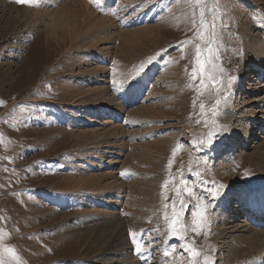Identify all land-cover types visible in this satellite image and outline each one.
<instances>
[{"label":"rangeland","instance_id":"rangeland-1","mask_svg":"<svg viewBox=\"0 0 264 264\" xmlns=\"http://www.w3.org/2000/svg\"><path fill=\"white\" fill-rule=\"evenodd\" d=\"M69 1L82 9L76 0H41L39 6L0 0V249L16 252L14 258L0 251L6 264H189V244L213 264H247L252 255L245 245L238 243V253L230 255V241L220 234L250 225L239 214L225 227L221 211L237 209L241 193L264 192V0H205L206 19L215 24L211 45L210 26L203 39L194 38L188 0H82L109 19L112 36L94 48L90 35L72 44L47 32ZM195 11L199 21V7ZM142 27L163 32L133 34L134 43L122 47L117 32ZM196 45L201 60H208V47L220 58L223 73L205 65L225 82L219 93L198 66L192 79ZM136 86L140 98L126 103ZM138 106L161 114L137 112L143 122L135 124ZM115 128L116 138L109 132ZM148 144L161 147L152 159L141 150ZM89 176L98 177L92 188L70 181ZM185 184L195 192L182 193L185 203L191 208L205 197L210 224L197 235L191 215L182 212L189 230L181 240L170 236L164 215L171 218L174 201L180 211L177 190ZM108 223L119 228L101 234L122 233L130 259L119 250H91V231Z\"/></svg>","mask_w":264,"mask_h":264},{"label":"bare ground","instance_id":"bare-ground-1","mask_svg":"<svg viewBox=\"0 0 264 264\" xmlns=\"http://www.w3.org/2000/svg\"><path fill=\"white\" fill-rule=\"evenodd\" d=\"M76 4L80 5L82 7V9H77V5L74 7L73 5H71V2L69 1V2L65 3L63 5V8L59 12H57L56 16H54L52 18L51 22L48 23V25H47V32L50 34V36L55 37V39L57 41H59V39L60 38H63V37L64 38H68V40L71 39V43H72L73 41H75L77 39H83V36H86V38H87L90 35V37H93V38L96 39L95 42H94V45L92 46V48L96 47V45L102 39H104L105 37L107 39H109V36H112L110 34V29H109V27H110L109 21H108L109 19H106V18H103V17L100 18L95 13H93L92 11L90 12V9L88 8V6L82 0H76ZM23 12L26 13L27 11L23 10ZM28 13H31V12L28 11ZM34 14L37 15L36 13H34ZM39 14H41V13L39 12ZM50 28H51V31H50ZM154 29H157V30H155L157 33H162L163 32V31H161V29L154 28V27H142V28H140L138 30L125 31V32H122V31L117 32L116 31V32H117V35L121 38L122 47H125V46H128L129 47L130 45H132L134 43L133 34L147 35L148 32H149V34H148V36H149L150 35V32L152 30H154ZM60 33H62L63 35L60 36L59 35ZM108 34H110V35H108ZM103 36H105V37H103ZM92 48H91V51H92ZM101 53H103V52H101ZM150 72H149V74H150ZM152 77H153V75H152ZM261 78L263 80V76H261ZM261 78H260V80H261ZM133 89H134V92L131 93L132 95L128 96L131 101H135V100L139 99L140 92L142 90V87L141 86H138V87L136 86ZM99 91L100 92H103L102 89H100ZM102 94H105V93H102ZM96 95H99V93L96 92L95 96ZM100 98H101V96H100ZM260 102L263 103V100L260 101ZM136 108H138L137 111L136 112L133 111V112H135V113L138 112L139 114L140 113H143V114L145 113V115H146V113H148L149 111H150L151 115H160L161 114L159 112L157 113L156 111H153V109H152L153 107H151V108L149 107V108H146L145 109V107H139L138 106ZM138 113L136 115L139 118L138 120L137 119L133 120L131 118V121L132 122L133 121L136 122L135 124H138V123L141 124V122H143L141 120L143 118H140V116H143V115H139ZM166 113H169V111H167ZM260 114H261V112H260ZM254 116H255V112H254V114L251 117L253 118ZM232 117L233 116H230L229 119L232 120L231 119ZM251 117H249L248 119H250ZM246 118H247V116H246ZM254 118H257V116L254 117ZM106 124H109V122L106 123ZM104 125H105V123H104ZM115 131H116V128L113 129V130H111V131H109V132H112V134H113V133H115ZM117 134H118V132H117ZM117 134L115 133V138L118 137ZM81 139H82V137H79V139H77V140L79 141ZM151 147L153 148V150L151 149L149 151L148 149H146V148H149L150 149ZM142 148H141V150L145 152L144 153L145 154L144 156H146L147 158H151V159H152L151 156L154 155L153 157H155L156 156L155 155L156 153L161 152L160 144H157L156 146H150V144H148V145H145L144 149H142ZM136 150L138 151L139 148L136 149ZM111 163L113 164V162H111ZM110 175L111 174H109V176ZM102 176L103 175H101V177ZM71 180L73 182H75L74 183L75 186L79 185V186H82L84 188L85 187H91L92 188V186L95 185L94 182L98 180V177H96V176L95 177L89 176L88 178L75 179V181H74V179H70V181ZM100 183H101V180H100ZM112 184L111 185L109 184V185L112 186ZM88 185H92V186H88ZM147 187H148V185L146 186V188ZM146 188H145V190H147ZM100 190H102V189H100ZM153 192L154 191L151 192V196H152ZM121 193H122V191H121ZM250 197H253L254 201L256 203H260V206L262 207V209H264V192H253V193L250 194ZM93 200L95 201V198L92 199V201ZM86 202H88V201H86ZM228 203L229 202H226V205H228ZM244 208L245 207L243 206L241 208H238L237 207V209H235V208L234 209H230L229 208L230 210H228V209H226V207H224L222 209V211H221V218L224 217V221L221 222V223L223 225H225V227L228 226L230 220L236 219L239 216V214L242 215L241 212L247 210V209H244ZM249 208L250 209H248L247 211H249L252 214V212H254L255 209L252 208L251 205L249 206ZM250 213L248 214L249 217H250ZM225 218H227V220ZM245 220H246V218H245ZM104 222H106V221H104ZM112 222H113V220H112ZM101 223H103V222H101ZM245 224L247 225V221H246ZM247 226L246 227H244V226L241 227L242 230H239V229L235 230V227L231 228V227L228 226V229H231V232L230 233H227L226 232L227 228H225V230L221 232V234H220L221 237L220 238L223 241H226V240H229L230 241V244L231 245L229 246V248L227 250V252L230 255L231 254H235L237 252V247H238L237 244L238 243H242L243 245H245L244 246V249H245L244 251H248L252 255V257H247V259L245 260V261H248L247 264H264V230L259 231V230L254 229V228L251 229L250 227L252 225H250V227H247ZM94 228L95 229H93V230L91 229L92 230L91 231V238H90V242L88 244V245L91 246V248H92L91 250H94V252H97V253L98 252L99 253H105V252H107V253H110V254L113 253V252H117L119 250L121 252L120 253V256H123L125 258H129L126 255V252H127V248L128 247H127L126 241H123L122 233L120 235L119 234V231H118L116 237H115V235L113 237L112 234H110V235L109 234L108 235L107 234H105V235H102L101 234V233H103L104 230L107 231L108 228L111 229V230H114V229L117 230L119 228L118 225H115V224H112V223H108V224H105V225H103L101 227L99 226L98 228H96V227H94ZM68 244L73 245L74 243L73 242H68ZM228 244L229 243H227V245ZM232 245L234 247H231ZM239 249H243V248L240 247ZM167 253H169V252L167 251ZM128 261H130V260H128ZM130 263H132V262L130 261ZM132 264H134V263H132Z\"/></svg>","mask_w":264,"mask_h":264},{"label":"snow or ice","instance_id":"snow-or-ice-1","mask_svg":"<svg viewBox=\"0 0 264 264\" xmlns=\"http://www.w3.org/2000/svg\"><path fill=\"white\" fill-rule=\"evenodd\" d=\"M40 2H41V0H16V3L25 4L28 6H39ZM93 2H95V0H93ZM188 3H190L193 7L192 25H193V28L196 29V31H194V38L203 39L204 35H205L204 29L210 26L211 32L208 36L207 43L209 45H211L216 39L215 24L212 21L206 19L207 5L205 4V0H188ZM197 7H199V21H197V19H196L195 9ZM207 11L211 12V9H207ZM113 14L115 15V13H113ZM183 43L187 44V43H191V41H185ZM207 51L209 53L208 60H201L200 59L201 46L196 45V58L194 61V64L196 66H194V68H193L192 79L193 80L196 79V72H197V66H198L199 67V74L201 75V77H203L204 75H208V79L211 81V86L215 87L216 92L219 93L221 91V88L225 86V82L223 81L222 78L218 79L216 77V75H214V74H208L206 72L205 65L210 64L214 71H219L220 73H223L224 69L222 67L217 66L216 61H218L220 58L218 55L213 53L212 48L208 47ZM232 79L233 78H229L227 80V82H226L227 87L231 86ZM200 86L201 87H207L208 85H205L204 80L201 79ZM0 103H3V102H0ZM219 104H220V101L217 100L216 104L213 106V111H212L213 116H216L218 114ZM200 108H201V111L203 113L205 105L201 104ZM197 123H199V121H197ZM213 134L214 133H210L209 135L211 136ZM175 152H176V150H174V152H173L174 155H175ZM170 164H171V161H170ZM189 173L194 174L196 176H199V172L197 171V172L193 173V170L191 168H189ZM121 175H124V173H121ZM222 187H223V185H219L215 190L208 193V196H210L212 198V200H209L208 203H212L218 197L219 188H222ZM183 192H187V194L189 196H192V197L195 196V192L192 189L188 188L187 185L185 184L182 189L177 190V195L180 197V200H179L180 211L179 212L175 211L176 203L174 201L172 204L173 214H172L171 218H169L167 213H165V215H164V219H165L166 223L168 224V230L170 232V236L177 238V239H181V240H183L187 236V232L189 230V226L184 223L183 216L181 215L182 212L187 211V213L189 215H191V217H192L191 231L195 232L197 235L200 234V229L203 228L205 224H210V221L207 218L209 215V213L207 211L208 204L204 203L205 197L201 196V197L197 198L198 202L195 205H192L190 208L189 205L186 204L184 199H183V196H182ZM167 207H169V205L165 204V208H167ZM130 234L133 237L132 243L135 245V252L139 255H143V253L145 251L143 248V245L137 241L134 233H130ZM0 251H2L3 253L10 254L14 258L16 257L15 250L13 248L6 246V245L3 246L2 249H0ZM173 251H174V249H173ZM185 251L189 254V258H190L189 264H213V261L211 260V258L207 254H203L202 250L197 249L196 247L192 246L191 244H189L188 246L185 247ZM168 254L169 253H167V252L165 253V255H168ZM201 256L203 257L202 262L200 260H198V258ZM0 264H6V261L2 255H0Z\"/></svg>","mask_w":264,"mask_h":264}]
</instances>
